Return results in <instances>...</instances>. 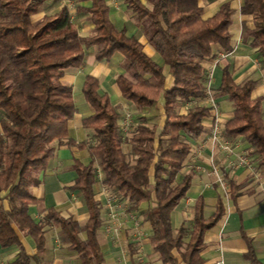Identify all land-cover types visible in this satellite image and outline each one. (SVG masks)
Segmentation results:
<instances>
[{
	"label": "trees",
	"instance_id": "16d2710c",
	"mask_svg": "<svg viewBox=\"0 0 264 264\" xmlns=\"http://www.w3.org/2000/svg\"><path fill=\"white\" fill-rule=\"evenodd\" d=\"M46 1L0 0V194L7 191L9 205L0 206V243L19 246L12 264H52L42 261L48 223L59 228L62 241L78 252L81 264H106L98 240L103 218L94 191L99 181L97 168L103 173L102 182L134 207L149 203L144 214L152 227V245L164 263L204 264L205 236L226 213L223 199L218 197L215 212L206 217L205 198L198 197L193 220L177 230L172 213L192 187L191 173L179 177L192 151L191 140L202 135L204 120L212 111L202 103L208 97L205 62L215 55L216 46L224 52L234 49L231 25L236 10L232 3H223L215 14L205 17L199 0H125L138 19L151 20L152 32L147 38L158 54L154 59L138 36L116 26L107 0H76L91 3L79 7L94 26L91 35L81 34L68 6L36 22L33 17ZM240 12L252 16L255 25L252 29L244 26L243 40L264 56V0H243ZM94 47L97 61H111L120 54L129 63L128 71L137 67L132 78L121 74L116 82L122 96L139 112L156 106L160 97L164 99L162 127L139 124L128 153L123 147L120 109L108 93L100 92L101 81L93 75L86 76L82 87L94 110L83 125L95 134L92 141L79 142L70 135L77 107L74 88L64 77L66 70L80 68L87 50ZM164 65L173 78L170 86ZM258 82L250 77L236 82L234 71L226 65L215 96L227 97L234 108L222 135L242 137L251 161L264 168V96L253 95ZM185 102L194 104L182 112ZM56 140L87 150L92 159L87 165L74 161L77 178L70 186L88 207L90 217L85 225L54 208L40 222L29 212L39 201L31 191L38 182L33 173L53 165ZM241 188L229 179L232 198ZM17 229L33 237L35 255L26 252ZM241 234L249 246L247 258L263 264L251 238L245 231Z\"/></svg>",
	"mask_w": 264,
	"mask_h": 264
},
{
	"label": "crops",
	"instance_id": "0c3cea01",
	"mask_svg": "<svg viewBox=\"0 0 264 264\" xmlns=\"http://www.w3.org/2000/svg\"><path fill=\"white\" fill-rule=\"evenodd\" d=\"M55 1H60L57 8V11H59L63 6L69 7L68 2L71 0H47L45 2L46 7H44V4L41 7L42 11L40 10L42 16L54 14L46 13V11L51 9ZM228 1L232 3V7L236 10L231 25L234 49L229 56L219 59V54L224 53V51L216 46L215 55L208 58L205 62V86L211 88V95L217 104L221 117V130H223L224 125L234 115L233 103L227 97L215 96L221 84L224 66H231L236 82H241L248 77L259 80L253 95L254 97L264 96V56L256 48L245 42L242 36L245 25L250 29L255 27L253 17L243 15L240 12L243 0H199L200 5L204 9V14L208 17L215 14L221 5ZM72 2L77 1L72 0ZM107 2L112 9L111 16L116 26L118 28H125L129 35L138 36L147 51L149 44L147 36H141L143 32L139 29L137 23H133L134 26L128 24V19L136 14L128 8L125 0H118L117 5H114L111 0H107ZM79 4L89 6L91 3L83 2ZM36 15H34V19ZM83 15L87 17V14L83 13ZM144 20H141V22ZM83 22L85 24H81V27L77 26L81 34H93V24H89L85 20ZM139 26L142 27V25ZM84 31H88V33H84ZM96 50H94V55L88 61H84V64L80 68H74L69 70L68 73L66 72L68 76L69 74L76 75L75 83H71L73 88L79 86L81 83L83 87L87 75L96 76L101 81L100 92L110 95L113 104L117 105L119 109L121 108V114L126 109H130L133 115L139 113L131 102H126L120 98L119 93L114 88L117 77L121 74H128L127 68H123V56L116 57L120 55L117 54L111 61L100 62L95 58ZM153 55L158 58V54L155 52H153ZM212 69L213 76L210 79L208 78V71ZM172 82L173 78L168 71V86ZM75 98H78V102L75 99L77 112L71 124L73 130L81 138L78 139L72 136L71 132L70 135L78 142L92 141L95 132L92 128L84 127L83 120L92 115L94 110L87 102L83 101L79 93ZM202 103L210 107L209 99H206ZM158 104H161L160 106L163 109V103L159 102ZM125 107L126 109H124ZM214 121L215 110L212 109L211 115L204 120L205 129L202 135L197 139L191 140L192 151L180 175L191 173L193 175L192 187L187 197L172 213L173 228L177 230L183 224L187 225L193 220L194 205L198 197L203 196L205 198L206 217H210L215 212L217 199L221 197L226 208V213L206 233V247L202 252V257L205 260L204 264H253L246 256L249 246L247 241L242 237V231H245L247 236L251 238L257 258L264 264V168L258 167L252 160L249 165L234 169L233 163L243 155V149L248 150V146L242 137L229 139L233 144V151L230 154H226L220 149L219 144L212 139ZM222 137L224 136L222 135ZM53 144L56 147L53 165L46 171L33 173L34 178L38 182L31 186V191L39 201L30 206L29 212L34 220L40 222L45 221L48 209L54 208L60 211L62 215L66 217L72 216L81 225H85L90 217L88 207L84 198L78 191L70 189V186L74 184L77 178V173L74 170V161L79 159L87 165L92 159L87 150L69 146L66 140H56ZM214 165L220 176L214 171ZM220 178L224 179L227 183L228 191L225 192L226 194L222 190L225 186L219 181ZM230 178L240 183L242 187L240 194L235 199L232 198L229 191ZM94 191L96 198L101 202L103 225L98 231V240L106 258V264H166L163 262L161 254L154 249L151 242L152 227L144 214V211L149 207L147 205L144 208V204L148 203H142L136 208L131 202L120 196L119 201L116 203L112 202V206L116 205L117 221L121 223V228L116 235H113L108 230L109 226H113L117 222L115 218L111 217L112 208L109 197L113 191L102 180L94 185ZM6 195L7 191L0 194V206L3 205L8 208ZM138 210L141 212L139 213ZM46 229V249L42 254V261L52 264H81L78 252L70 249L69 245L62 241L59 228L54 224L48 223ZM18 233L26 252L30 255H35L37 246L33 237L23 234L19 230ZM82 237H85L84 233ZM19 251L20 248L17 244L4 247L0 243V264L14 263L18 258ZM180 262L181 264H185L182 260ZM32 264L36 263L32 261Z\"/></svg>",
	"mask_w": 264,
	"mask_h": 264
},
{
	"label": "rangeland",
	"instance_id": "374dc122",
	"mask_svg": "<svg viewBox=\"0 0 264 264\" xmlns=\"http://www.w3.org/2000/svg\"><path fill=\"white\" fill-rule=\"evenodd\" d=\"M59 3H60V1H58V2L55 1L53 6L51 7V9L47 10L46 13L47 12L48 13H56L57 12V8L59 6ZM68 5H69V8H70L72 17H73V21H74V23L77 26L81 27V24H85L83 22L84 20L86 22H88L89 24L91 23L90 20H89V15H87V17H86V15H83V13L80 12L79 7L81 5L78 2H72V0H71V1L68 2ZM44 7H46V4H45ZM80 14H82V15H80ZM37 17H39V18H37ZM205 17H208V16L205 15ZM42 18H43L42 12H39L35 16L34 20L37 22V21L41 20ZM133 23H137L139 29L143 32L142 35L141 34H138V35H141V36L146 35L148 37V34L150 32H152L151 31L152 27H151V20L150 19H145L144 21L141 22V20L138 19V17L136 15H134L132 18L128 19V24L129 25H133ZM139 25H142L143 28L140 27ZM231 30H232V28H231ZM86 32L88 33V31H84V33H86ZM138 33H140V32H138ZM95 49H96V47L87 50L86 57H85V62L88 61L92 57V55H94V50ZM150 50H152L153 52H155L157 54L155 49L150 44H148V50L147 51L149 52V54H151L153 56L154 59H157V57L154 56L155 54L153 55V52L150 51ZM119 56L122 57L121 55H117L116 57H119ZM122 59H123V68L126 69L128 67V65H129V63L123 57H122ZM71 69H74V68H70V69L66 70V72L68 73V71L71 70ZM136 70H137V67H135L132 71L131 70L128 71V69H127L128 74L126 73L127 74L126 76H128L129 78H132L133 72L136 71ZM164 71H165L166 74L169 71V67L167 65H164ZM67 73L65 74L64 80L66 82H69L70 84L71 83H75L74 81H75L76 75L75 74H73V75L69 74V76H68ZM114 88L119 93L120 98L124 99V101H126V102H129L128 100H126L125 98L122 97L116 82L114 84ZM78 93H79V95H81L83 101L86 102V100H85V98L83 96V92H82V83L79 86L74 87L75 96ZM75 99L78 102V98H75ZM159 101H160V103H163V101H164L163 97H160ZM193 104L194 103H191V102H188V103L185 102L182 105L181 111L182 112H187L188 109L193 106ZM160 105L161 104H157L156 106H154L152 108H145L144 112L135 113V115H133V112L130 109L127 110L126 107L124 108L126 110L125 111L123 110L122 117H121L122 120H121L120 128H121L122 134H123L124 139H125V142H124V145H123L125 152L128 153L130 151L131 138H132L134 130L136 129L135 128L136 126H138L141 123H146V124H148L150 126H155L156 125V126H159V127H161L163 125L165 115H164L163 109H162V107ZM129 116H133V117L135 116V118H134V120H133L131 125L128 124L129 123ZM70 130H71L70 132H71L72 136H74V137H76L78 139L81 138L73 130L71 122H70ZM242 152H243V156L247 155L250 158L248 150L243 149ZM97 163L98 162H96V167H97ZM97 175H98L99 181H101L103 179V173H102L100 168H97ZM182 177H183V175H181L179 177V179H181ZM222 190L224 191V194H226L225 192L228 191V186L223 187ZM121 201L124 202L123 200H121ZM144 205H145L144 206V208H145V207H147V205H149V203L148 204H144ZM138 212L140 213L141 211L138 210Z\"/></svg>",
	"mask_w": 264,
	"mask_h": 264
},
{
	"label": "built area",
	"instance_id": "2783aa9c",
	"mask_svg": "<svg viewBox=\"0 0 264 264\" xmlns=\"http://www.w3.org/2000/svg\"><path fill=\"white\" fill-rule=\"evenodd\" d=\"M112 3L114 5L118 4V0H111ZM231 54V52H224V53H220L219 54V59L220 58H224L227 57ZM217 63V62H215ZM213 76V69L208 71V78H212ZM211 88L210 87H206V92L208 94L207 99H209V104H210V108L215 110V121H214V127H213V131H212V139L214 142L219 144V147L222 151H224L226 154H230L233 151V144L231 143V141L225 137H222V130H221V117L218 111V107L217 104L215 102V100L213 99V96L211 95ZM192 103V102H191ZM134 120L133 116H129V123L128 124H132ZM128 127V126H127ZM251 163V159L247 156V155H242L238 158V160L236 162L233 163V167L234 169L240 166H245V165H249ZM214 171L216 172V174L218 176H220L217 173V168L214 165ZM235 171V170H234ZM219 181L226 187L227 183L224 181V179L220 178ZM109 201H110V206H111V217L115 218L117 221V216H116V205L112 206V202H117L119 201V195H117L116 193H112L109 197ZM138 225V224H137ZM121 228V223L119 221H117L115 223V225L113 226H109L108 230L110 232H112L113 235H116V233L118 232V230Z\"/></svg>",
	"mask_w": 264,
	"mask_h": 264
}]
</instances>
